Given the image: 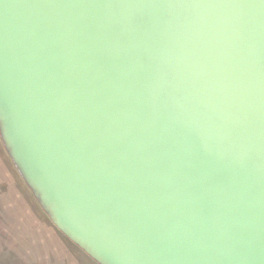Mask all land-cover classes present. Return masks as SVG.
<instances>
[{
    "label": "water",
    "instance_id": "95a60500",
    "mask_svg": "<svg viewBox=\"0 0 264 264\" xmlns=\"http://www.w3.org/2000/svg\"><path fill=\"white\" fill-rule=\"evenodd\" d=\"M0 141L94 264H264V0H0Z\"/></svg>",
    "mask_w": 264,
    "mask_h": 264
},
{
    "label": "rangeland",
    "instance_id": "374dc122",
    "mask_svg": "<svg viewBox=\"0 0 264 264\" xmlns=\"http://www.w3.org/2000/svg\"><path fill=\"white\" fill-rule=\"evenodd\" d=\"M0 264H94L44 215L1 141Z\"/></svg>",
    "mask_w": 264,
    "mask_h": 264
}]
</instances>
